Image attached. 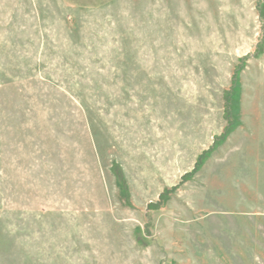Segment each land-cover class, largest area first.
I'll return each instance as SVG.
<instances>
[{
    "label": "rangeland",
    "instance_id": "374dc122",
    "mask_svg": "<svg viewBox=\"0 0 264 264\" xmlns=\"http://www.w3.org/2000/svg\"><path fill=\"white\" fill-rule=\"evenodd\" d=\"M0 0V264H264V0Z\"/></svg>",
    "mask_w": 264,
    "mask_h": 264
},
{
    "label": "crops",
    "instance_id": "0c3cea01",
    "mask_svg": "<svg viewBox=\"0 0 264 264\" xmlns=\"http://www.w3.org/2000/svg\"><path fill=\"white\" fill-rule=\"evenodd\" d=\"M65 5L69 6V7H73L74 4L69 2V1H66V0H61Z\"/></svg>",
    "mask_w": 264,
    "mask_h": 264
}]
</instances>
